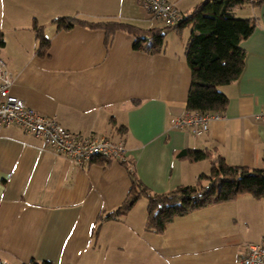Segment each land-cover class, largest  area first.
<instances>
[{"label":"crops","instance_id":"obj_1","mask_svg":"<svg viewBox=\"0 0 264 264\" xmlns=\"http://www.w3.org/2000/svg\"><path fill=\"white\" fill-rule=\"evenodd\" d=\"M168 1L186 15L203 0ZM59 16L161 27L135 0H0V58L12 94L69 130L123 141L128 161L154 193L193 185L211 171L212 156L179 158L185 149L264 168V118L257 117L264 112V5L238 11L257 20L241 43L245 70L220 87L228 106L202 136L175 126L188 111L190 26L167 29L161 51L149 52L123 31L109 43L103 29L59 31L53 23ZM34 20L50 39L44 56L37 53ZM103 159L80 166L19 126L0 131V264H238L248 245H264V198L251 194L179 216L163 233L146 227V197L123 216L99 219L132 188L126 164Z\"/></svg>","mask_w":264,"mask_h":264},{"label":"trees","instance_id":"obj_2","mask_svg":"<svg viewBox=\"0 0 264 264\" xmlns=\"http://www.w3.org/2000/svg\"><path fill=\"white\" fill-rule=\"evenodd\" d=\"M263 5L264 0H203L189 14L184 15L175 30L185 26L192 28L186 48V61L192 72L188 111L226 110L229 99L220 87L241 78L247 58V52L241 43L253 34L257 26L256 18H240L237 16L238 11L247 6L258 8ZM53 23L59 31L76 25L103 29L107 43L116 32L123 31L134 36L136 49L149 52L161 51L164 32L167 30L163 27L143 28L120 20L92 21L77 16H59L53 19ZM44 28L37 20H34L31 28L38 41L37 53L40 56L46 55L50 48V39L45 35ZM4 45V33L0 31V47ZM212 154L206 149L181 151L179 158L191 161L212 156L211 171L200 174L193 185H180L164 193L152 192L139 178L133 163L123 162L129 170L132 188L121 206L99 219L123 216L140 198L146 197V227L163 233L175 218L214 204L232 201L241 194H251L255 199L264 198V168L230 165L222 156L213 157ZM103 158L106 157H98ZM32 264L51 263L32 261Z\"/></svg>","mask_w":264,"mask_h":264},{"label":"built area","instance_id":"obj_3","mask_svg":"<svg viewBox=\"0 0 264 264\" xmlns=\"http://www.w3.org/2000/svg\"><path fill=\"white\" fill-rule=\"evenodd\" d=\"M135 1L163 28L175 29L184 18L177 5L168 0ZM11 86L10 72L6 69L5 61L0 58V131L19 126L80 166L90 163L95 157L128 161V151L123 141H115L108 135L69 130L55 117L40 113L24 99L12 94ZM222 115L221 112L187 111L178 117L175 126L179 129L189 128L195 136H202L209 131L211 121ZM257 117L264 118V112ZM238 264H264V245H248L241 253Z\"/></svg>","mask_w":264,"mask_h":264}]
</instances>
